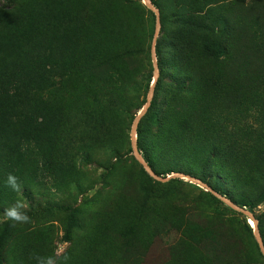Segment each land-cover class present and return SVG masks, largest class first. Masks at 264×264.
<instances>
[{"label": "trees", "instance_id": "trees-1", "mask_svg": "<svg viewBox=\"0 0 264 264\" xmlns=\"http://www.w3.org/2000/svg\"><path fill=\"white\" fill-rule=\"evenodd\" d=\"M149 1L158 32L142 0L0 7V214L21 200L33 221L0 223V264L55 252L53 219L39 221L52 210L67 264H147L155 243L159 264H264L247 216L217 196L252 214L264 247V0ZM147 101L148 168L211 190L133 155ZM95 187L87 213L73 205Z\"/></svg>", "mask_w": 264, "mask_h": 264}, {"label": "rangeland", "instance_id": "rangeland-1", "mask_svg": "<svg viewBox=\"0 0 264 264\" xmlns=\"http://www.w3.org/2000/svg\"><path fill=\"white\" fill-rule=\"evenodd\" d=\"M144 3L147 4V6L149 5V0H142ZM17 0H0V7L1 8H10L12 6H14V4H16ZM158 32V30H157ZM142 110V109H141ZM140 112V111H139ZM133 132H132V125L130 127L129 130V136H130V140H131V136H132ZM133 138V137H132ZM133 142V141H132ZM134 155V153H133ZM135 156V155H134ZM84 167L87 171V173L93 174V176H98L101 173V169H99L98 167H96L95 165L91 164H84ZM170 177H180L182 178L184 181H186V185L185 188L186 189H194L197 192L200 190H208V187L206 184L188 176V175H184V174H180V173H173L171 175H169L168 177H166V179H162V178H157L158 180L164 182L165 180H167ZM96 187H100L99 185H97ZM96 187L92 190L87 191L86 193H83L81 195H77L76 197V202H73V205L75 207H77L78 209L80 208H86L85 209V213H87V211L90 209V207L87 206V204L89 203V201L92 200L94 194H95V189ZM106 192V189L104 190ZM242 212V211H241ZM244 215L247 216L248 218V222L250 223V225L252 226L253 230L255 229V225H256V221L252 218V214L248 213V211L246 212L243 211L242 212ZM0 217H2V214H0ZM64 218V215L60 212H55L54 210H52V212L49 214H46L43 217H39V221L43 222L45 220H49V219H53V223L56 226V240L54 242V248L55 251L60 249V248H64L66 250V248L69 246V242L65 240V238L63 237L64 234V227L62 224V219ZM33 221L31 220V222L29 224H32ZM256 231V229H255ZM155 246L152 247L149 257H147V264H159V261L161 259L162 256V252H163V246H161L158 243L154 244Z\"/></svg>", "mask_w": 264, "mask_h": 264}, {"label": "clouds", "instance_id": "clouds-1", "mask_svg": "<svg viewBox=\"0 0 264 264\" xmlns=\"http://www.w3.org/2000/svg\"><path fill=\"white\" fill-rule=\"evenodd\" d=\"M6 186L14 192L22 191V185L19 181V178L13 173L8 174ZM26 207L27 205L23 201L16 200L13 204L3 209V215L0 217V223L12 221L14 222L12 224L13 227H15L17 224L23 225L30 223L31 218L27 214ZM30 258L35 261V264H67L70 256L67 254L64 248H60L53 254L49 255L33 253Z\"/></svg>", "mask_w": 264, "mask_h": 264}, {"label": "water", "instance_id": "water-1", "mask_svg": "<svg viewBox=\"0 0 264 264\" xmlns=\"http://www.w3.org/2000/svg\"><path fill=\"white\" fill-rule=\"evenodd\" d=\"M149 3V7H151L154 11H155V13H156V15H157V22H156V32H157V30H158V28H159V24H158V12H157V10L156 9H154L152 6H151V4H150V1L148 2ZM155 32V35L157 34ZM152 59H153V63H154V67H155V70H154V77H153V80H152V83H151V88H150V91H149V93H148V101H149V99L151 98V96H152V92H153V85H154V81H155V78H156V76L158 75V71H157V68H156V64H155V57H154V52H153V46H152ZM147 101V103L145 104V106L142 108V110H140V112H138V114H137V116H136V118L134 119V121H133V123H132V132L134 131V134H135V138H134V143L132 142L133 140V136H131V145H132V148H133V153H134V155H135V157H136V159L143 165V167L145 168V169H147V171L152 175V176H154L155 178H159V177H156L155 175H154V173L152 172V170L150 169V168H148L149 166L146 164V162L143 160V158L139 155V153H138V151H137V149H136V132H135V129H136V125H137V121H138V119H139V117L144 113V111L146 110V107L148 106V102ZM180 174H182V173H180ZM189 176V175H188ZM193 178V177H192ZM197 180V179H196ZM199 181V180H198ZM208 190H211L209 187H208ZM218 197H220L225 203H227V204H229L231 207H233V208H235V209H237V210H239V211H245V209H242V208H239V207H237L236 205H234L233 203H231L229 200H227V199H225V198H223V197H221V196H219V195H217ZM246 212H247V210H246ZM248 213H250L249 211H248ZM251 214V213H250ZM252 218L254 219V217L252 216ZM255 220V219H254ZM256 221V220H255ZM255 229H256V231H255ZM255 229L253 230V233H254V238H256V240L258 241V244H259V246H260V249H261V251L263 252V254H264V247H263V245H262V241H261V238H259L260 237V235H259V232H258V228H257V225H255Z\"/></svg>", "mask_w": 264, "mask_h": 264}, {"label": "bare ground", "instance_id": "bare-ground-1", "mask_svg": "<svg viewBox=\"0 0 264 264\" xmlns=\"http://www.w3.org/2000/svg\"><path fill=\"white\" fill-rule=\"evenodd\" d=\"M132 136H133V139H132V140H133V143H134V138H135V134H134V131H133V134H132Z\"/></svg>", "mask_w": 264, "mask_h": 264}]
</instances>
